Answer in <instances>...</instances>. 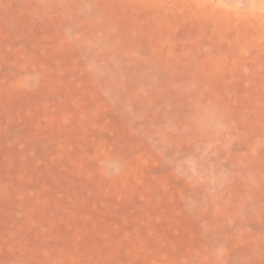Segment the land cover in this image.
<instances>
[{
    "label": "rangeland",
    "instance_id": "rangeland-1",
    "mask_svg": "<svg viewBox=\"0 0 264 264\" xmlns=\"http://www.w3.org/2000/svg\"><path fill=\"white\" fill-rule=\"evenodd\" d=\"M39 1L26 7L0 0L3 58L8 60L9 42L20 34L17 16L28 17V44L42 43L36 33L57 40L62 29L67 41L85 46L83 29L90 27L95 49L119 45L106 52V60L93 58V44L84 52L88 94L95 95L76 102L74 115L57 84L69 77L54 76L48 96L31 102L28 90L41 88L53 74L33 66L17 85L12 81L23 70L15 73L11 60L0 64V90L15 96L13 105L8 101L0 109V264H264V0H201L198 6L209 5L214 13L201 29L184 14L199 0H152V8L169 15V22L161 16L165 30L157 33L162 47L155 61L140 52L151 41L152 29L145 27L154 26L146 25L154 11L146 16L138 9L132 17L128 39L136 51L123 58L117 54L125 48V25L101 17L95 7L101 0ZM85 14L92 25H80ZM120 14L130 19L125 10ZM215 20L221 22L219 35ZM133 59L143 61L144 69ZM93 103L104 114L113 109L123 126L111 128L115 121L106 118L104 135L93 130L102 136L95 142L101 148L94 144L99 151L84 162L76 127L81 133L85 125L77 116ZM63 108L68 125L60 122ZM29 111L39 122L28 121ZM10 127L21 133L19 141L6 138ZM35 129L49 139V150L34 151L32 158L24 137ZM81 163L84 169L72 173ZM141 230L144 243L136 238ZM124 237L133 251L121 255L116 251ZM104 256L111 261L100 260Z\"/></svg>",
    "mask_w": 264,
    "mask_h": 264
},
{
    "label": "bare ground",
    "instance_id": "bare-ground-1",
    "mask_svg": "<svg viewBox=\"0 0 264 264\" xmlns=\"http://www.w3.org/2000/svg\"><path fill=\"white\" fill-rule=\"evenodd\" d=\"M15 1H17L18 4L26 5V7H28V6L32 7L34 5L33 3H31V0H15ZM192 1H195V0H192ZM200 1L201 0L195 2V3H197L196 5L191 4L189 11L186 10L188 12H184L183 9L180 10V12H184V14L186 13V16H185L186 22L190 20L193 23H195V26L197 23L194 20H198L201 23L199 28L197 27L196 29H201V27L204 24L206 25L208 22H213L211 15L214 13H210V11L212 10V7L209 5H205L203 7L198 6ZM45 2H48V0H40L39 1L40 5H42ZM71 2H75L76 4L78 3V5L80 3L79 0H73ZM119 2L121 4H119L117 2H110L107 0H101L100 4H96V6H95V7H97V9L100 13L102 12L101 17L107 16L110 19H115V18H118L117 20L122 19V20H120L119 23L121 24V22H123L122 24L125 25V32L123 35L127 39H122V41H125V48L123 45H121L120 48L123 50V52H121L117 55L122 56L123 58H127L128 56L131 57L132 56L131 53H134V51H136V50H134L135 45H132L131 43H129V39H128V35H129L128 33H129V28H130L129 25L132 23V21H133L132 17L138 12V9H140V10L142 9V10H144V11H142V13H144L146 16H149L150 14H152L153 11L155 13L153 15H150V21L151 22L148 21V23L146 24V25H154V26H146L145 27V30L152 29V33H151L150 38H149V39H151V41L150 42L145 41L144 43H142L140 52H141V56L143 54L148 55L147 56L148 58H151L155 61V57L157 55L158 48L162 47V42L158 41L157 33L158 32L160 33L163 30H165L163 27H161V25L163 24L162 23L163 18H161V16L162 17L168 16L167 19L165 20V22H169V15L167 13L168 9H166V10L160 9L159 10L156 8H152V7H156V5L153 3L152 0H119ZM108 3H109L108 9L104 10V8L108 5ZM100 9H101V11H100ZM122 9L125 10L126 13H129L130 22H129V20H127V17H125V21H124V17L122 16V14H120V13H122ZM214 10L215 9H213V11ZM64 14H66V12H64ZM15 19L17 20L15 22V24L19 25L18 30H19L20 34H19V36H16V38H18L17 41H15L14 43L9 42V44H12L13 47H10L9 51H7L9 53L7 54L6 57H8V60L14 61V63L12 64V67L17 68L14 71L15 73L19 72L21 69L23 71L18 78L16 77L13 79L12 84H17V85L21 84V80L28 73V71H26V70L30 69L33 66L38 67L39 70L44 72V75L53 74V76H51V77L50 76L45 77L46 82L42 85L41 88L39 87L37 90H28V92L30 94H33V98L31 99V102L36 101V100L40 101L41 100L40 98H42L44 96H48V94H49L48 90H46V88L48 87L47 82L48 81L51 82L49 84L55 83L56 82L55 79H58V78H56L54 76H59L61 74H64V76H67L70 79L63 77V80L57 84H59V87H61V91H62L63 95L64 96L66 95L65 98L68 99L67 103L69 104V106L73 105L72 115H74L76 113V107H77L75 104L76 102L85 103V101L88 99V97L90 95H92V96L95 95V93L88 94L89 90L91 89V87L89 85L91 78H90L88 71L86 70V67L84 66L83 62L81 61L82 57L84 56V52L93 44V53H94L93 58H96L95 60H97V59L106 60L104 57L109 56L108 54H106V52L111 50V48L113 46L116 47V45H119V43H117V42H108L105 44L101 43L100 45L104 49L103 50L102 49L101 50L95 49L94 48L95 45L93 42V37H94L93 30L90 27H84V29H83L84 32L82 33V37H83V39L87 38L86 40H84V42L86 43V44H84L85 46H83L82 40H75L74 44H72L70 41H67L65 39V36L62 33V29H58L56 31L57 40H54L52 42L50 41V39L44 40V34L43 33H36L38 36V39H37L38 41L43 39L42 43H34L33 42V44H28L27 42H29L30 39L26 38V34H28V32H32L31 31L32 28L26 27V26H28L27 25L28 22H26V21H28V17H26V16L18 17L17 16V18H15ZM91 19H92V17L89 14L83 15L79 19L81 22L80 25L82 23H84L86 25H89V24L92 25L93 23L91 22ZM245 19H248V18L245 17ZM19 20H22V22ZM214 22H215V34L219 35L221 28H222L221 22H218L217 20H215ZM60 23L64 24L62 22H60ZM245 23L247 25H249V22L246 20H245ZM20 25H23V26L20 27ZM142 27H143V25H142ZM106 45H109V48H106ZM220 48H221V45L219 46V49ZM164 49L169 51L168 49H166V47H164ZM97 50H99V51H97ZM1 52H2V44H0V57L3 58L2 57L3 54ZM169 57H170L169 53H167L166 55H164V58L162 60H167V59H169ZM8 60L6 58L0 59V64L6 62ZM133 62H139L137 64V67H140V68L143 67V69H144L143 61L141 63L139 60L133 59ZM167 62H169V60ZM74 64H78L77 67L79 66L80 69L78 70L77 68H74L73 67ZM147 65L149 66L150 63ZM140 68H138V70H135V71L140 72L141 71ZM59 73H61V74H59ZM74 74L76 75V77H74ZM9 75H10V73H9ZM41 75H42V77L44 76L43 73ZM257 83L256 82L254 83V87H256V86L260 87V90L262 91V88H263V87H261L262 84L258 83L259 84L258 85ZM63 86H65V87L63 88ZM12 92L10 89L0 90V109L4 108L7 105V102L11 101V98H12V100H15L14 99L15 96H11ZM37 94H39V95H37ZM28 102H30V101H28ZM101 104L104 105L105 102L102 101ZM11 105H13L12 101H11ZM96 105H97L96 103L91 104V108L89 109V111H87L86 108L84 107L83 111L79 114V116H77V119H78L77 122L80 123V126L85 125L83 128V132H81V133H80V129L78 130L76 127V131L79 132L76 135V138L78 140L77 148L81 151L80 152L81 155L86 158V160L84 162H87V159H89L90 152L96 151V150L101 148L100 145L99 146L96 145L95 142H98V144H100L99 139H102L101 138L102 136L97 137L95 135L97 133L93 132V130L96 131V130H98V128H100V130L104 132V133L102 132V134L104 135L106 133L104 130L106 128V126H104V125L108 124L107 123L108 120L107 121L105 120L106 118L111 119L109 121H115V122L110 124L111 128H115L117 130L119 126H123L121 124V122H119L117 120L116 115L113 112V109L110 110L109 112H106V114H104V112L100 111V108H98V106H96ZM62 111L64 113V108ZM43 113L47 114V112H43ZM72 115H70V117ZM103 115H104V117H103ZM32 116H33V111H29V114H26L28 121L35 120L34 122H36V121L39 122L38 120H36L37 114L35 116V119ZM95 117L97 118V121L92 122V120H96ZM74 119H75V117H74ZM60 122H61V125H68L70 123L68 121V114L67 113H64ZM11 127L9 128L8 132L6 133V138L11 139L12 141H19V137H20L21 133L16 132V130H15V132H13V130H10ZM38 131L39 130L36 131V129H35L31 133H27L28 135H26V137H24L26 139L27 138L29 139V144L28 145L25 144V147H26L25 150L32 153V158H35V156H36L33 154L34 151H37L39 153L40 151L41 152H47L49 150L46 148V144H47L49 139H44L45 135L41 136L40 134H38ZM12 133H15V134L12 135ZM35 134H36V136H34ZM92 135L95 136V138H92L91 137ZM94 144L96 145V148H98V149L95 148L93 150ZM118 153L123 155L124 152L118 151ZM80 168L84 169V166H82V163L77 164L75 167H73L71 169V172L74 173L75 171L80 170ZM147 168L149 169L150 166H148ZM100 173L103 174V176H107L106 174H104L105 172H103V171H100ZM85 175L87 176V178L90 177L88 171ZM118 175H120V173L115 174L114 177H118ZM159 184H161V183L157 182V185H159ZM160 187L164 189V187L162 185ZM85 189L90 190L91 188H90V186L85 185ZM102 192L106 197L111 196V194L108 193V191H102ZM164 192L167 195L168 191H166L164 189ZM88 195H89V193H88ZM1 196H2V194L0 193V199L3 198ZM130 197H131V195H130ZM149 225H151L152 228L155 227L153 221H151ZM130 228H132V226ZM140 234L143 235L142 238L145 239V235H146L145 231L141 230L137 234L136 238H138L139 241L142 240L141 237H139ZM130 240L128 239V241H127L126 237L120 239L122 248L120 250H117L116 252L118 254H121V255H125V254L129 253V251L132 252L133 251L132 249H127L125 247V243L129 242ZM117 243L113 242L110 244H115V246H116ZM142 243H144L143 240H142ZM110 244L107 242L104 245L108 247V246H110ZM143 248H146V247H143ZM108 252H110V251H107V253ZM139 252H142V250L140 249ZM107 259H109L111 261L109 256L108 257L104 256L100 260L105 261ZM115 262H116V260H115Z\"/></svg>",
    "mask_w": 264,
    "mask_h": 264
}]
</instances>
